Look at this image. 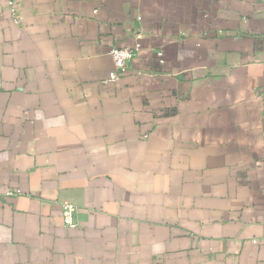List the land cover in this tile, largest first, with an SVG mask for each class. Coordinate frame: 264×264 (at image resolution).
I'll return each instance as SVG.
<instances>
[{
	"label": "crops",
	"instance_id": "0c3cea01",
	"mask_svg": "<svg viewBox=\"0 0 264 264\" xmlns=\"http://www.w3.org/2000/svg\"><path fill=\"white\" fill-rule=\"evenodd\" d=\"M13 1L0 264H264V0Z\"/></svg>",
	"mask_w": 264,
	"mask_h": 264
},
{
	"label": "built area",
	"instance_id": "2783aa9c",
	"mask_svg": "<svg viewBox=\"0 0 264 264\" xmlns=\"http://www.w3.org/2000/svg\"><path fill=\"white\" fill-rule=\"evenodd\" d=\"M10 5H14L13 0H9ZM110 54L115 61V69L109 73V81H117L120 77L121 71L125 68V65L134 56V50L129 47H113ZM76 211L77 207L73 203H65L63 206V217L67 226L74 227L77 225L76 222Z\"/></svg>",
	"mask_w": 264,
	"mask_h": 264
}]
</instances>
